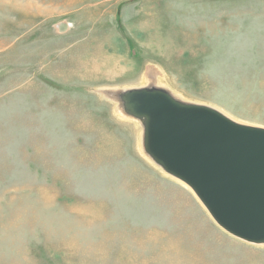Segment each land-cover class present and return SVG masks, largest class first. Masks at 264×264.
I'll return each instance as SVG.
<instances>
[{
    "label": "rangeland",
    "instance_id": "obj_1",
    "mask_svg": "<svg viewBox=\"0 0 264 264\" xmlns=\"http://www.w3.org/2000/svg\"><path fill=\"white\" fill-rule=\"evenodd\" d=\"M152 84L264 127V0H0V264H264L102 90Z\"/></svg>",
    "mask_w": 264,
    "mask_h": 264
},
{
    "label": "water",
    "instance_id": "obj_2",
    "mask_svg": "<svg viewBox=\"0 0 264 264\" xmlns=\"http://www.w3.org/2000/svg\"><path fill=\"white\" fill-rule=\"evenodd\" d=\"M119 97L124 112L142 122L152 160L190 186L222 229L264 244V127L162 87L133 88Z\"/></svg>",
    "mask_w": 264,
    "mask_h": 264
},
{
    "label": "bare ground",
    "instance_id": "obj_3",
    "mask_svg": "<svg viewBox=\"0 0 264 264\" xmlns=\"http://www.w3.org/2000/svg\"><path fill=\"white\" fill-rule=\"evenodd\" d=\"M149 75V74H148ZM157 75V72L155 71V69L154 70H152L151 72H150V75H149V79H147V81H152V80H154V78L156 77V79L154 80V81H156V82H159L158 81V75ZM154 76V77H153ZM153 77V78H152ZM153 81V82H154ZM151 84V83H150ZM148 86H156V87H160V85L158 86V84H152V85H148ZM144 87H146V86H144ZM137 88H140V87H137ZM162 88H164V87H162ZM130 89H133V88H130ZM166 89V88H165ZM103 90V92H104V94L106 95V97L107 98H111V99H113V100H115V101H117V103L119 104V106H118V108H117V111L119 112H122L124 115H126L127 117H131V118H134V117H132V116H130V115H128V114H126L125 112H124V110H123V104H122V101H121V99H120V97H119V94L122 92V91H126V90H129V89H125V90H110V89H102ZM168 90V89H167ZM169 91V90H168ZM170 93H172V92H170ZM103 94V93H102ZM173 95H174V93H172ZM175 96V95H174ZM176 97V96H175ZM176 98H178V96L176 97ZM178 99H180V98H178ZM184 101V100H183ZM187 102V101H186ZM204 105H206V104H204ZM135 120H138L139 121V123L141 124V126H142V122L139 120V119H136V118H134ZM234 120V119H233ZM238 122V121H237ZM140 149H141V152L144 154V156L150 161V162H152L156 167H158V168H160L162 171H164L159 165H157L153 160H152V158L144 151V147H143V126H142V140H141V142H140ZM165 172V171H164ZM166 173V172H165ZM166 174H168V173H166ZM168 175H170V174H168ZM170 176H172V175H170ZM172 177H174V176H172ZM174 178H176V177H174ZM178 179V178H177ZM180 180V179H179ZM181 181V180H180ZM182 183H183V181H182ZM189 189H191V187L190 186H188L186 183H184ZM191 191L194 193V191L191 189ZM195 194V193H194ZM196 195V194H195ZM196 197H197V195H196ZM198 198V197H197ZM199 199V198H198ZM200 200V199H199ZM202 203V202H201ZM204 206V205H203ZM205 207V206H204ZM207 210V209H206ZM250 243V242H249ZM256 244V243H255ZM259 245H264V244H259Z\"/></svg>",
    "mask_w": 264,
    "mask_h": 264
}]
</instances>
